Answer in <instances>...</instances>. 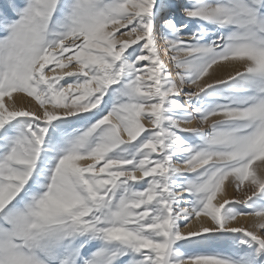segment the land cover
I'll list each match as a JSON object with an SVG mask.
<instances>
[{"label":"snow or ice","instance_id":"obj_1","mask_svg":"<svg viewBox=\"0 0 264 264\" xmlns=\"http://www.w3.org/2000/svg\"><path fill=\"white\" fill-rule=\"evenodd\" d=\"M0 264H264V0H0Z\"/></svg>","mask_w":264,"mask_h":264},{"label":"bare ground","instance_id":"obj_2","mask_svg":"<svg viewBox=\"0 0 264 264\" xmlns=\"http://www.w3.org/2000/svg\"><path fill=\"white\" fill-rule=\"evenodd\" d=\"M194 226H198V222H194Z\"/></svg>","mask_w":264,"mask_h":264},{"label":"rangeland","instance_id":"obj_3","mask_svg":"<svg viewBox=\"0 0 264 264\" xmlns=\"http://www.w3.org/2000/svg\"><path fill=\"white\" fill-rule=\"evenodd\" d=\"M25 103H27V102H25Z\"/></svg>","mask_w":264,"mask_h":264}]
</instances>
